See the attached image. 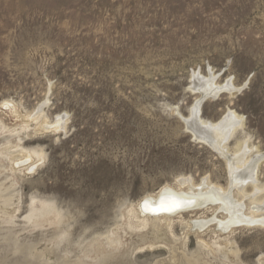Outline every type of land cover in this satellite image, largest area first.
I'll return each instance as SVG.
<instances>
[{"label": "rangeland", "instance_id": "1", "mask_svg": "<svg viewBox=\"0 0 264 264\" xmlns=\"http://www.w3.org/2000/svg\"><path fill=\"white\" fill-rule=\"evenodd\" d=\"M193 72L239 91L202 98ZM197 101L243 119L221 153L184 129ZM238 142L264 187V0H0V264H183L200 240L238 251L208 264H264L261 227L187 229L184 249L177 215L142 253L151 224L128 227L176 180L226 188Z\"/></svg>", "mask_w": 264, "mask_h": 264}, {"label": "bare ground", "instance_id": "2", "mask_svg": "<svg viewBox=\"0 0 264 264\" xmlns=\"http://www.w3.org/2000/svg\"><path fill=\"white\" fill-rule=\"evenodd\" d=\"M216 79L217 77L210 72H208L207 78L201 76L198 72H193L191 91L196 95L200 93L199 95H201L202 98L209 95L218 96L222 92H226L229 95L239 91V88L233 86L231 79L223 85H218ZM197 102L198 103L191 108L188 117H182L184 129L194 141L221 153L222 147L234 137L238 130L243 128V119L235 112L227 110L225 116L220 118V121L210 122L201 117L200 102ZM44 124L45 123H43V125ZM236 152L238 153L231 166H229L230 176L226 188L213 186L207 179H203L199 185L190 184L189 180L186 179V181L181 179L179 181L176 180L175 186H164L155 194L148 195L140 201V212L139 210H137L138 213L132 212L131 216V219L136 220V222H132L130 219L128 227L130 229H139L142 231L147 229L151 224L153 229L152 235L155 239V241L150 242L146 247L138 249L140 253L145 250L151 251L156 248L155 243L157 239H160V235L163 237L167 235L175 237V235H173L172 220L177 215L181 218L184 215H191L194 217V219L187 222L179 218L180 225L186 230L184 238H182L183 241H181L182 239L180 240L184 249L187 243V229L200 233L202 230L214 226L219 234H224V232L228 231V233L225 234L230 235L229 233L239 225L246 228H264V195L260 196V194L264 192V187L257 184L256 169L258 163L256 162L254 165L250 163V165V161L248 160L251 157L253 148L244 142H238L236 144ZM30 154L31 156L37 155V157L39 155L36 152H28L27 155L23 154V156H21L20 162L32 159ZM247 185H251L253 189L252 194L247 192ZM44 211L51 210L43 207L39 214L40 218H45L47 217L46 215L49 214V212L44 213ZM215 211L222 214V220L216 218L214 214H211L212 218L210 219L205 216L206 213H215ZM50 213L56 216L53 211ZM140 213L142 216L139 215ZM149 218H151V220H149ZM215 232L216 231H214V233ZM219 236H216V238L218 239ZM197 239L200 240L199 238ZM109 243L112 244L115 242L111 241ZM228 244H231L228 240L227 243H220L219 241L212 242V245H208L203 240H200L198 242V248L194 253L191 252L190 254L187 252L188 255L183 250L182 263L208 264L205 260L206 257L208 258L215 253L222 254L225 260L228 259V255L237 257L238 251L227 249ZM120 245L121 244L117 242L116 246ZM202 249H205L206 252H203ZM103 254L104 252H102V255Z\"/></svg>", "mask_w": 264, "mask_h": 264}, {"label": "water", "instance_id": "3", "mask_svg": "<svg viewBox=\"0 0 264 264\" xmlns=\"http://www.w3.org/2000/svg\"><path fill=\"white\" fill-rule=\"evenodd\" d=\"M142 206V205H141Z\"/></svg>", "mask_w": 264, "mask_h": 264}]
</instances>
